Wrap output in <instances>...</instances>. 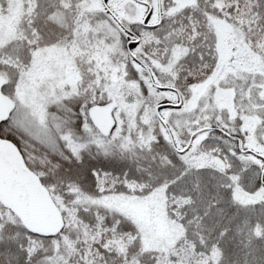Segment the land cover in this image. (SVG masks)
<instances>
[{"label": "snow or ice", "instance_id": "6c2138e0", "mask_svg": "<svg viewBox=\"0 0 264 264\" xmlns=\"http://www.w3.org/2000/svg\"><path fill=\"white\" fill-rule=\"evenodd\" d=\"M0 264H264V0H0Z\"/></svg>", "mask_w": 264, "mask_h": 264}]
</instances>
